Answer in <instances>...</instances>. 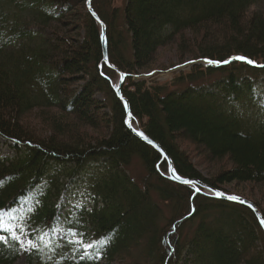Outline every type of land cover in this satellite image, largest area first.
<instances>
[{
    "label": "trees",
    "instance_id": "16d2710c",
    "mask_svg": "<svg viewBox=\"0 0 264 264\" xmlns=\"http://www.w3.org/2000/svg\"><path fill=\"white\" fill-rule=\"evenodd\" d=\"M86 1L0 0V212L30 243L23 252L0 230V264L22 253V264H264L254 212L166 178V161L126 126ZM114 1L91 7L132 125L182 177L264 186V0ZM173 44L181 60L216 64L169 83L133 79ZM84 176L91 203L64 212Z\"/></svg>",
    "mask_w": 264,
    "mask_h": 264
},
{
    "label": "rangeland",
    "instance_id": "374dc122",
    "mask_svg": "<svg viewBox=\"0 0 264 264\" xmlns=\"http://www.w3.org/2000/svg\"><path fill=\"white\" fill-rule=\"evenodd\" d=\"M123 3V0H115V5H120ZM264 8V4L261 5ZM193 56H184L183 59H179L180 57L177 55L176 48L173 45H168L166 48H161L153 61V63L143 69L142 71H139L136 75H134L133 79L135 80H146V85L148 86L151 82H167L169 83L173 76H175L177 73L188 70L193 64L200 63L203 64H216L208 59H197L193 60ZM238 57V56H237ZM195 59V58H194ZM115 77V72L111 76V78ZM262 89L264 90V87L262 86ZM31 122H34L33 120H30ZM135 125L138 126V124L134 121ZM32 124V123H31ZM36 131L39 133L42 132L41 129L35 128ZM42 134V133H41ZM187 152L189 153V156L194 157L196 155V152L193 151V149L189 146H187ZM9 153L8 145L7 143L0 138V156L7 155ZM204 165H201V169H203ZM140 173V168L138 166L134 165V168L132 169L133 175H138ZM205 173V172H203ZM84 178V179H83ZM78 178L76 182L70 187L68 192L66 193V196L63 200V208L62 210L64 212L70 211L75 206L81 205L83 203L90 204V195L88 192V189L86 187L87 177ZM236 189V190H235ZM224 192L227 194H233L240 197H243L247 200H256L259 195L264 199V186L262 185H244L240 184L238 186H235L233 183L228 184L224 187ZM239 191V192H238ZM264 203V201H262ZM14 216H12L10 213H4L0 212V230L8 231L13 236H16L18 239V242L22 248V251H26L28 246L30 245L29 241L26 238V235L22 232V230L19 229L18 225H16L14 222ZM54 236H63L61 232H56ZM90 246L86 245L85 248H88ZM24 259V254L22 253L21 257L17 260L16 264H22Z\"/></svg>",
    "mask_w": 264,
    "mask_h": 264
},
{
    "label": "water",
    "instance_id": "95a60500",
    "mask_svg": "<svg viewBox=\"0 0 264 264\" xmlns=\"http://www.w3.org/2000/svg\"><path fill=\"white\" fill-rule=\"evenodd\" d=\"M86 7H87L89 13L91 14V16L94 18V20L96 21V23L99 26L100 41H101L102 50H103L102 62L106 63L109 66V68H111L116 73L117 79H116L115 83H113V81L110 77H107V78L111 84V87H112L116 97L123 104L124 111H125V124L129 128V130H131L133 132V134L135 136H137L141 141H143L147 145L153 147L154 149H156L159 152V154L161 156V161L162 160L166 161V174H163V175L166 178H168V179H170L176 183H179V184L193 188L195 190V192H197V193L208 195V196L214 197L216 199L225 200L228 202H233V203H237V204L247 206L248 208H250L254 212L262 230L264 231V224H262V221H264V218L253 202H251L250 200H247L243 197L237 196V195L227 194L224 191L210 188L206 184L199 182L197 180H190V179H187V178L180 176L176 172V170L173 166L172 160L166 154V152L163 150V148L157 142L153 141L147 135H145V133H143L137 125L135 126L136 128L133 127V125H131L130 108H129V105H128L126 98L123 96V94L121 92V85H122V82L124 80L125 74L123 72H121L120 70H118L113 65L108 64L105 26H104L103 22L98 18V16L94 12V10L92 9L91 0L86 1ZM244 60H246V59H244ZM184 181H187V183H184ZM217 193H221L222 195L217 196ZM227 197H237L238 199L231 200V199H228Z\"/></svg>",
    "mask_w": 264,
    "mask_h": 264
},
{
    "label": "snow or ice",
    "instance_id": "6c2138e0",
    "mask_svg": "<svg viewBox=\"0 0 264 264\" xmlns=\"http://www.w3.org/2000/svg\"><path fill=\"white\" fill-rule=\"evenodd\" d=\"M234 59H243V58H241V57H236V58H234ZM249 63H251V61H248ZM184 183H187V181H184ZM220 195H222L221 193H217V196H220ZM228 199H231V200H236V199H238L237 197H227ZM262 224H264V221H262ZM101 243H104V242H101Z\"/></svg>",
    "mask_w": 264,
    "mask_h": 264
},
{
    "label": "bare ground",
    "instance_id": "6f19581e",
    "mask_svg": "<svg viewBox=\"0 0 264 264\" xmlns=\"http://www.w3.org/2000/svg\"><path fill=\"white\" fill-rule=\"evenodd\" d=\"M131 125H132V123H131ZM134 127V126H133ZM136 128V127H135ZM174 166V165H173ZM185 178V177H184ZM187 179H189V178H187ZM190 180H195V179H190ZM198 181V180H197ZM197 187V186H196Z\"/></svg>",
    "mask_w": 264,
    "mask_h": 264
}]
</instances>
